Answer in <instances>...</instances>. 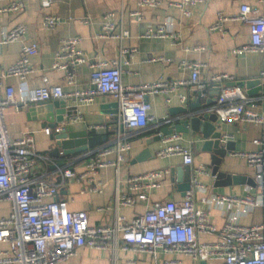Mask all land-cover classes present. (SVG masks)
Segmentation results:
<instances>
[{"label": "built area", "instance_id": "2783aa9c", "mask_svg": "<svg viewBox=\"0 0 264 264\" xmlns=\"http://www.w3.org/2000/svg\"><path fill=\"white\" fill-rule=\"evenodd\" d=\"M5 4L0 7L1 14L18 13L24 9L20 0H0ZM44 7L54 5L59 0H39ZM210 0H179L169 2L168 7L179 9L184 17L190 16L188 8L204 4ZM264 9V0H260ZM137 9L130 12L136 21L141 19V11L146 8H158L160 0H136ZM114 13L103 16L99 38L121 40L128 37L127 31L115 33L112 22ZM71 19L88 23L82 9H76ZM235 20L244 24L249 30V43L233 51L234 54H264V14L259 9L247 4L239 7L238 14L233 17L219 15L216 22L209 27L210 31L221 30L223 24ZM62 23L58 16H45L42 27L53 30ZM172 22L156 28L148 29L144 38H166L177 40L171 30ZM26 28L17 24L9 30H0V47L21 40ZM79 37L60 40L59 49L54 54L51 69L61 72L68 85L74 83L78 66L87 64L91 69L90 87L85 90L64 92L60 86L52 85L46 77H42V86L29 89L27 77L34 73L30 58L37 55L36 43L23 44L20 57L9 67H0V203L10 202L11 212L0 218V264H61L76 255V251L84 246L93 250H106L119 236L120 250L132 253H146L153 258L159 252L168 255H181L191 258L196 264H264V224L241 225L239 218L249 215L255 208H260L264 217V135L253 141L259 149L253 152L231 153L245 160L246 167L253 173L257 193L254 197L244 198L210 195L200 200L204 207L198 208L194 202L196 191L206 188L197 181V175L208 174L202 166L192 168L190 190L185 193L181 202H156L142 215L128 221L124 216L115 215L111 226H90L86 212H70L68 201L56 199L58 187L67 180L80 185L79 194H96L102 192V183L97 175L103 169L111 168L117 173L119 167L127 161L130 152V133L145 128L156 121L148 114L150 96L164 95L166 102L170 96L177 95L180 103L186 102V96L178 94L180 87L189 85L194 91L206 90L208 85L216 86L232 78L226 74H213L208 82L199 78V70L203 64L197 61L181 60L178 67L189 72L190 78L185 81L156 80L138 86H122L120 58L135 56L136 49H120L119 59L105 62L88 60L78 49ZM185 51H188L185 49ZM154 60V59H152ZM260 77L264 78V71ZM9 78L18 80L16 99L15 91L4 83ZM100 95L112 97L117 103L116 130L113 140L92 149L89 160L80 173L69 168H58V183L47 180L35 168L36 160L44 162L50 158L35 152L34 141L30 131H24L21 137L11 139L7 133L4 114L8 108L19 109L31 103L55 100H70L74 111L68 117L69 123L83 121L78 112L79 106L89 105ZM210 111L215 113L220 123H263V116L255 111V103L245 96L237 86L220 87L218 97ZM171 122L163 118L157 123L167 125ZM104 125H88L89 132H98ZM61 129L56 127L55 131ZM42 132L49 135L52 130L44 127ZM160 147L155 156L167 159L178 156L186 166H192V153L181 145L182 134H158ZM229 136H223L225 144ZM113 157V158H112ZM169 174V170H154L127 179V191L134 195H120L114 198V206L133 207L137 200H147V192L160 187L161 181ZM49 199V201H47ZM222 210L224 222L221 226L208 223L209 208ZM199 235H216L213 243L198 241ZM129 259L125 264H134ZM163 264H181L178 259H169Z\"/></svg>", "mask_w": 264, "mask_h": 264}, {"label": "crops", "instance_id": "0c3cea01", "mask_svg": "<svg viewBox=\"0 0 264 264\" xmlns=\"http://www.w3.org/2000/svg\"><path fill=\"white\" fill-rule=\"evenodd\" d=\"M24 9L18 13L1 14L0 30H9L17 24L25 26L26 31L18 42L0 47V67L7 68L19 57L23 44L36 43L38 46L37 55L30 58V64L34 73L27 77V87L35 89L41 87L42 77H46L50 84L57 85L64 92L73 90H85L90 87L89 75L91 69L87 64L78 66L76 69L74 83L68 85L65 76L61 72L51 69L54 54L58 51L60 40L77 36L81 43L78 49L88 60L105 62L119 59L120 49L135 48L136 53L132 60L128 57L120 58L121 84L122 86H138L150 83L158 79L164 81H185L190 78L189 72L182 71L178 64L181 60L197 61L203 64L199 70V78L202 82H208L213 74H226L232 79L220 84V87L237 86L236 84L259 78L264 71V54L247 53L234 54L233 51L249 43V30L244 24L235 20H229L223 24L221 30L210 31L219 15L233 18L238 14L239 7L247 4L259 9V14H264L263 5L260 0H210L204 4H198L188 8L189 17H184L181 11L175 7H168L169 2L179 0H160L158 8H146L141 11V19L136 21L130 17V12L137 9L136 0H59L58 3L44 7L39 0H20ZM5 1H0V7ZM82 9L88 18V23L71 19L74 10ZM109 12L114 13L112 22L115 24V33L120 30L127 31L128 37L116 40L112 38H99L103 16ZM45 16H58L62 23L53 30H46L42 27ZM172 22L171 30L177 35V40L171 37L166 38H144L143 35L148 29L156 30L157 27ZM187 49L188 51H185ZM154 59V60H152ZM4 85L11 86L18 98V80L9 78ZM219 87V89H220ZM219 89L208 85L206 94L199 99L204 103L209 97L215 102ZM242 93L251 98L255 103V111L264 118V94L250 97L246 90ZM194 90L189 85H184L178 90V94L186 96L185 104H181L177 95L170 96L166 102L164 95L150 96V110L148 114L156 121L149 123L145 128L130 133V152L127 161L122 164L117 173L113 169H103L97 175L102 183V192L96 194H79L80 185L73 180H67L58 187L56 199L68 201L70 212H86L90 226H111L116 214L124 216L130 221L142 215L156 202L178 203L184 199L185 194L177 189L178 181L182 175L178 174L183 166L182 159L178 156L159 159L155 152L160 147V140L157 138L163 129L170 130L176 125L183 124L186 120L181 115H171L180 108H190L197 100ZM115 100L107 95H100L89 105L79 106L78 112L82 115L83 121L70 123V131H86L89 136L105 138L99 146L109 144L113 140L116 130V120L112 117L111 104ZM67 115L74 109L72 101L67 100ZM28 107L21 106L19 109L8 108L4 114V121L7 133L11 139L21 137L24 131L32 133L35 152L40 156L50 158L44 162L40 159L35 162V170L39 174L54 183H58V168L61 170L69 168L75 173L84 170L89 160L87 150L82 154L74 156H62L51 158L50 153L55 150L54 141L49 135L42 132L44 126L40 120H33L28 116ZM163 118L171 122L167 125L157 123ZM88 125H104L105 128L98 132H89ZM62 126L58 124L57 127ZM217 130L223 136H229V142L233 143L234 150L227 153L220 171L230 176H244L251 178L254 185L248 184H215V177L211 175L210 153L203 151V139L199 134L192 132L181 133L183 140L181 145L189 148L192 153V168L202 166L208 174L197 175V181L206 190L194 193L195 205L204 207L200 200L210 195H220L235 198L246 196L254 197L257 193L256 184L253 180V173L246 167L245 160L231 153L253 152L259 146L253 144L254 140L264 135V120L262 124L251 123H220L217 121ZM97 146V147H99ZM149 154L138 159L144 150ZM61 152V151H60ZM59 152V154H60ZM113 158V157H112ZM62 163V167L50 169L51 165ZM154 170H169V174L161 181L160 187L147 192V200L140 201L133 207L114 206V198L120 195H134L127 191L126 181L131 176L141 175ZM252 183V184H253ZM49 201V199H47ZM222 210L216 207L209 208L208 223L214 226H221L224 222ZM11 212L10 202L0 203V218L7 217ZM241 225L249 226L264 224V217L260 208H255L249 215L239 218ZM217 240L216 235H199L198 241L213 243ZM110 244L106 250H93L88 246L79 248L76 255L61 264H125L129 259H134V264H163L169 259H178L181 264H196L191 258L181 255H168L159 252L155 258L146 253H132L120 250L121 241L117 236L116 241ZM0 248H5L1 246Z\"/></svg>", "mask_w": 264, "mask_h": 264}, {"label": "water", "instance_id": "95a60500", "mask_svg": "<svg viewBox=\"0 0 264 264\" xmlns=\"http://www.w3.org/2000/svg\"><path fill=\"white\" fill-rule=\"evenodd\" d=\"M241 90H246V94L250 97H256L260 93L264 94V78L259 77L252 80H247L236 84ZM234 86V85H232ZM218 90L220 85L215 86ZM197 100L190 108H180L174 111L171 115H181V119L186 120L183 124L176 125L170 130L163 129L162 134H170L173 131L179 133H188L189 131L199 134L203 139V151L210 153L211 175L215 177V184H243L247 181L248 184L254 185L251 178L244 176H230L220 171V167L224 162L227 153L234 150L233 143L227 141L221 143L222 134L217 130V116L210 111V107L214 105L212 97H209L204 103H199V99L206 94V90L195 91ZM112 112L110 114L117 119V103L111 104ZM28 116L33 120H40L42 126L49 127L52 130L50 140L54 141L55 150L50 153V157L57 158L62 156H74L82 154L89 149H94L101 144L105 138L99 136H89L86 131H70L69 120L67 115V101L55 100L41 103L28 104ZM61 124V129L56 132L55 128ZM159 139V137H157ZM61 151V152H60ZM60 152V154H59ZM148 150H144L138 159L148 155ZM62 163L51 165L50 169L62 167ZM181 180L178 181L177 189L183 194L190 190V181L192 171L190 166H183L177 170ZM253 183V184H252ZM58 199V198H57ZM199 264H207L199 262Z\"/></svg>", "mask_w": 264, "mask_h": 264}]
</instances>
